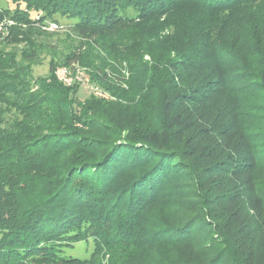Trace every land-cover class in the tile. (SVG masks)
Masks as SVG:
<instances>
[{
	"label": "trees",
	"instance_id": "1",
	"mask_svg": "<svg viewBox=\"0 0 264 264\" xmlns=\"http://www.w3.org/2000/svg\"><path fill=\"white\" fill-rule=\"evenodd\" d=\"M10 1L12 8H0V264H104L97 256L107 251L118 257L108 264H264L254 252L264 255V112L245 116L252 107L264 111V0ZM189 6L197 8L196 19L216 14L217 22L182 46L180 32L175 37L136 35L137 56L127 62L129 82L113 88L106 74L96 78L111 89L115 98L110 101L91 97L80 102L77 89L56 81L54 62L48 80L34 74L36 46L3 44L32 42L47 22L59 28L66 20L83 41L100 46V35L118 26ZM222 12L228 15L220 17ZM174 23L180 30V21ZM216 28L219 34L213 38ZM227 30L230 39L224 36ZM82 59V53H70L64 64L76 67ZM248 98L256 104L245 102ZM121 108L146 115L134 121L137 129H130V140L140 150L122 148L119 157L106 160L104 153L75 168L79 146L68 140L65 129L82 123L88 112ZM67 150L69 159L58 164L61 178L48 177L44 170L52 157ZM184 158L193 161L185 164ZM83 167V173L66 178ZM176 173H183L182 179ZM176 180L184 181L187 195L222 207L219 223L226 222L218 227L224 232L214 235L213 225L206 224L209 211L198 204L187 208L196 212L177 228L157 219L163 207L176 212ZM72 185L73 193L67 194ZM236 204L245 214L253 211L251 219L234 221ZM197 231L205 234L196 239ZM251 235L258 240L251 242ZM82 242L92 243L89 259L67 255ZM187 245L194 247L191 256L171 255ZM124 253L126 260H119Z\"/></svg>",
	"mask_w": 264,
	"mask_h": 264
},
{
	"label": "rangeland",
	"instance_id": "2",
	"mask_svg": "<svg viewBox=\"0 0 264 264\" xmlns=\"http://www.w3.org/2000/svg\"><path fill=\"white\" fill-rule=\"evenodd\" d=\"M11 5L12 3L10 0H0V8L3 7L9 9L12 8ZM191 8L193 7H186L177 14H174L175 12L173 13V11H170L169 14L165 13L160 18L155 17L147 22H140V24L138 25L118 26L117 28H115V31L100 35L102 36L100 38L102 40V44L100 46L95 42L88 43V41H83V39L78 33L70 29L68 25L70 24V21L66 20L62 21V25H60L59 28H56V25L53 24V22H47L46 28L42 29L41 31L42 34H36L32 42H29V40H25L20 43L19 46L13 44V40H5L4 42H2L3 44L8 45L10 48L15 47L17 49H28L30 48V43L36 46L38 50L37 59L39 60V62H37L33 67L34 74L42 78H47L48 80L51 76L49 73L50 65L52 62H54L58 65L55 71L56 81L65 83V85L63 86L68 89H77L78 100L80 102L85 103L86 99H89L91 97H95L96 99L100 100L110 101L115 98L110 92L111 89H107L105 84H102V82H100L96 78H99V76H103L104 74H106L108 80L111 81L109 85L113 88L116 86V84L124 82V84H126L129 82L130 66L127 62L135 59V57L137 56V49L134 47V40L136 38V35H140V37H147L149 36V32H153L159 33L158 35L160 36L175 37L174 35H177V32H180L177 41L178 44L182 46L187 42L189 38L199 35L204 27L210 26L211 22L215 24L218 20L216 14H209L207 16L203 15L201 18L196 19L195 15L198 12L197 8ZM226 15H228V12L219 13L220 17H224ZM175 20L180 21V30H178V27L176 26V24L178 23H174ZM218 34L219 28H216L212 34L213 38L217 37ZM224 36L227 39H230L231 36L228 30L224 32ZM70 53H82L83 64L76 65V67L72 68L66 66L64 64L65 56ZM143 56L146 62L150 61V57L145 51ZM245 102L256 104V102L252 98L245 99ZM251 110H249L250 112H246L245 116L259 117L260 114H263L260 112H264H253L254 107H252ZM116 111L117 112H99L97 113V115L92 112H88L86 117H84V119L82 120V123L73 124L71 125V127L65 129V131L68 132L65 135L69 136L68 140L77 142L76 144L79 146L76 149L75 155L73 156L75 160L71 158V160L73 159V162L75 161L74 163L78 162L76 165H74L75 168H78L77 166H79V164H81L83 160L95 159L98 157V155H103L104 153H107L108 156L106 160H109L112 157H116V155H118L117 150H121L122 148H128L130 150H140V145L133 143L130 140L129 136H131V128L137 129V126L133 125L134 121H136L138 117L144 116L145 114H142L141 112H134L132 110H125L122 108ZM53 121L55 122L56 119H54ZM244 122L253 126V121L251 119H244ZM256 124L260 125L259 122ZM263 124L264 122H261V125ZM48 127L52 129L54 126L53 124H50ZM49 128H47L46 130H48ZM62 135L58 136L60 137ZM106 142H111L112 144L116 143L118 144V146L113 148V145L108 146V143ZM69 157V150H67L66 153L62 154L61 156L52 157L50 164L47 166L44 172L46 171L48 177L51 178H54L55 176L60 177L61 175L57 176L58 169L60 168L58 164H61L63 161L68 160ZM192 161L193 158H184L183 163L188 164ZM148 168L149 166H143L142 169L147 170ZM84 169L86 168L83 167L80 169L71 170L66 178L72 177L74 175V172H77V170L79 173H83ZM182 174L183 173H176L175 176L180 177V179H182ZM80 179V177L75 178L77 184L81 182ZM173 185L179 186V189L177 190L179 202L177 209L175 208L177 213L170 210L169 208L163 207L156 213L158 215L157 219L163 220L168 225H173L177 228L179 227V222L182 221L183 217L185 218V221H183L182 223L184 225L190 218V214H192L193 216L196 212L189 211L187 210V208L193 209V204H198L200 207L209 211L207 217L205 216L206 224L213 225L212 229L215 230L214 235L217 237L218 233L224 232L223 228V231L222 229L219 231L220 228L218 227L219 224L223 225L226 222L225 221L224 223H219L222 213V207L220 205H213L210 207L209 205H205L200 199L196 198L195 194L187 195L186 190L183 188L184 186H186L183 180H176ZM169 186L171 187L172 185L170 184ZM70 193H73V185L72 188L69 187L68 189L67 194ZM110 196L111 195H109V197ZM112 196L114 197V200L118 199L115 194ZM189 202L192 203V205H190ZM69 205L70 204L65 205V207H69ZM113 205L114 204L112 203L107 208H111ZM236 206L239 205L236 204L233 207V210L237 209V211L232 214L234 216V221L240 224L241 222H245L246 220L251 219V215L254 214L253 211L249 212V214H245L244 212H241L240 209L238 210ZM233 210L231 208V210L227 212L226 217H229ZM106 214L107 212L104 213V215ZM233 216L230 217V220L233 219ZM255 221L256 219L253 218L251 221L246 222L247 227L253 225ZM239 224L238 226H240ZM226 233L229 234L230 231L226 230ZM204 234L205 233L200 231L197 234L196 232H194L196 239H199ZM254 240H258V238L254 235H251L250 241L254 242ZM182 247L179 251H175L173 254L170 251L171 255L180 256L181 258H183L189 257L191 256V254H194V252H190L192 251V248H194L193 246L187 245ZM220 247L222 246H218V248ZM200 248L201 246H199V249ZM199 249H197L196 253H199ZM148 252H145L140 256L139 262L145 260L144 257L147 256ZM254 252L257 253V258L264 259V255H261L260 252H258L257 250H254ZM92 253V243L86 242L76 244L74 248H72L71 250H67V255L71 258L75 257L83 260L89 259ZM163 254L165 255V253ZM211 255L212 253L210 254V256ZM151 256L155 259L157 258L156 253L151 254ZM213 256V259H215V255ZM117 258L118 257H115L114 252L110 254L108 251L100 252L97 256V259L102 260L104 264H108L109 260H115ZM119 260H126V254L124 253ZM252 260H255V257H253Z\"/></svg>",
	"mask_w": 264,
	"mask_h": 264
},
{
	"label": "built area",
	"instance_id": "3",
	"mask_svg": "<svg viewBox=\"0 0 264 264\" xmlns=\"http://www.w3.org/2000/svg\"><path fill=\"white\" fill-rule=\"evenodd\" d=\"M10 24H12L11 22H9ZM56 28H58V26L56 25ZM2 29H3V25L2 24H0V31H2Z\"/></svg>",
	"mask_w": 264,
	"mask_h": 264
}]
</instances>
